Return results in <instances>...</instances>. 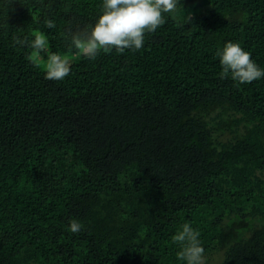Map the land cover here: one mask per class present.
<instances>
[{"label": "trees", "instance_id": "obj_1", "mask_svg": "<svg viewBox=\"0 0 264 264\" xmlns=\"http://www.w3.org/2000/svg\"><path fill=\"white\" fill-rule=\"evenodd\" d=\"M102 6L0 0V264H185L184 223L205 264H264V77L221 79L216 55L264 69V0H181L143 49L89 60L71 34ZM37 30L72 47L63 80L13 46Z\"/></svg>", "mask_w": 264, "mask_h": 264}, {"label": "clouds", "instance_id": "obj_2", "mask_svg": "<svg viewBox=\"0 0 264 264\" xmlns=\"http://www.w3.org/2000/svg\"><path fill=\"white\" fill-rule=\"evenodd\" d=\"M15 0H9L12 5ZM181 0H103L102 14L94 26H86L71 34V45L86 59L95 60L101 53L110 54L115 50L123 54L143 49L147 34L155 33L167 20L165 14L174 13ZM47 28H55L53 20L45 19ZM90 29V30H89ZM34 39H20L13 36L15 45L29 47L31 53L26 57L35 66L43 64L45 79L60 81L71 72V51L65 54L49 53L48 37L41 31L32 33ZM42 53H47L44 61ZM216 55L220 58L221 79L229 76L238 85L250 84L264 77V69L252 59L251 52L245 51L238 42H227ZM84 225L76 219L70 221L71 233H80ZM172 242L179 246L177 259L185 264H205V249L200 240V232L189 223L172 237Z\"/></svg>", "mask_w": 264, "mask_h": 264}, {"label": "rangeland", "instance_id": "obj_3", "mask_svg": "<svg viewBox=\"0 0 264 264\" xmlns=\"http://www.w3.org/2000/svg\"><path fill=\"white\" fill-rule=\"evenodd\" d=\"M76 58H77V57L71 55V63H73L74 61H76V60H77ZM43 59H44V61L47 60V58H45V57H43ZM41 67L43 68V64H41ZM217 257H218V258L216 259L217 262H219V261L222 260L220 256H217ZM213 260H214V259H213Z\"/></svg>", "mask_w": 264, "mask_h": 264}]
</instances>
